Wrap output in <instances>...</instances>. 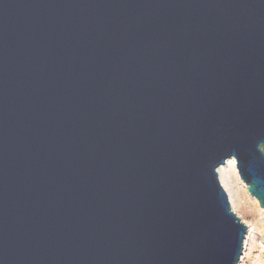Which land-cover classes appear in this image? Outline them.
<instances>
[{"label": "water", "instance_id": "obj_1", "mask_svg": "<svg viewBox=\"0 0 264 264\" xmlns=\"http://www.w3.org/2000/svg\"><path fill=\"white\" fill-rule=\"evenodd\" d=\"M264 209V0H0V264H239Z\"/></svg>", "mask_w": 264, "mask_h": 264}, {"label": "rangeland", "instance_id": "obj_2", "mask_svg": "<svg viewBox=\"0 0 264 264\" xmlns=\"http://www.w3.org/2000/svg\"><path fill=\"white\" fill-rule=\"evenodd\" d=\"M236 191L234 207L237 215L253 232L254 240L244 252L240 264H264V209L254 199L243 184L240 176L234 175Z\"/></svg>", "mask_w": 264, "mask_h": 264}, {"label": "bare ground", "instance_id": "obj_3", "mask_svg": "<svg viewBox=\"0 0 264 264\" xmlns=\"http://www.w3.org/2000/svg\"><path fill=\"white\" fill-rule=\"evenodd\" d=\"M217 172H218V177H219L220 183H221L223 189L228 194L232 209L237 214L235 207H234V199H235L236 191H235V187H234L235 182H234L233 176L234 175L240 176V175L238 172L236 160L234 158L227 160L226 164L221 166L220 168H218ZM243 184H245V183L243 182ZM246 226L248 227V233H247L246 238L244 240L243 256H244V252L247 250L248 246L250 245V242H252L254 240V235H253L252 230L250 229V227L248 225H246ZM243 256L240 260V263L244 259Z\"/></svg>", "mask_w": 264, "mask_h": 264}]
</instances>
